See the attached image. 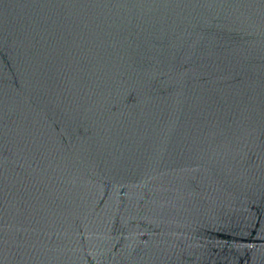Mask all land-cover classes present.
<instances>
[{
	"label": "water",
	"instance_id": "95a60500",
	"mask_svg": "<svg viewBox=\"0 0 264 264\" xmlns=\"http://www.w3.org/2000/svg\"><path fill=\"white\" fill-rule=\"evenodd\" d=\"M0 264H264V0H0Z\"/></svg>",
	"mask_w": 264,
	"mask_h": 264
}]
</instances>
